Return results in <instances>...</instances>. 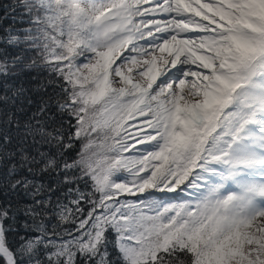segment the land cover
<instances>
[{
	"label": "snow or ice",
	"instance_id": "snow-or-ice-1",
	"mask_svg": "<svg viewBox=\"0 0 264 264\" xmlns=\"http://www.w3.org/2000/svg\"><path fill=\"white\" fill-rule=\"evenodd\" d=\"M0 264H264V0H0Z\"/></svg>",
	"mask_w": 264,
	"mask_h": 264
},
{
	"label": "trees",
	"instance_id": "trees-1",
	"mask_svg": "<svg viewBox=\"0 0 264 264\" xmlns=\"http://www.w3.org/2000/svg\"><path fill=\"white\" fill-rule=\"evenodd\" d=\"M6 2H7V0H6Z\"/></svg>",
	"mask_w": 264,
	"mask_h": 264
}]
</instances>
